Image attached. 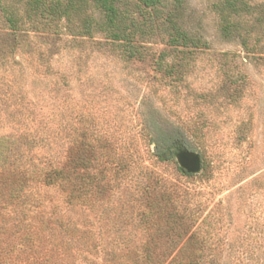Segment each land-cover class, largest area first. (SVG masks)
<instances>
[{
  "label": "rangeland",
  "instance_id": "rangeland-1",
  "mask_svg": "<svg viewBox=\"0 0 264 264\" xmlns=\"http://www.w3.org/2000/svg\"><path fill=\"white\" fill-rule=\"evenodd\" d=\"M150 1L117 3L146 28L133 56L83 30L92 0L39 29L3 0L23 25L0 6V264H264V0L230 35L223 0ZM170 16L197 48L168 45Z\"/></svg>",
  "mask_w": 264,
  "mask_h": 264
},
{
  "label": "trees",
  "instance_id": "trees-1",
  "mask_svg": "<svg viewBox=\"0 0 264 264\" xmlns=\"http://www.w3.org/2000/svg\"><path fill=\"white\" fill-rule=\"evenodd\" d=\"M120 1L121 0H92L95 8L100 10L107 19L105 24L102 25L93 17H86L83 21V30L88 33L91 32L93 28H98V30L100 28V30L110 34L114 40L121 42L127 50H130H128L129 52H132L133 56H136V54H141V51L140 48L134 44V39L138 34L140 36L144 35L146 33V28L144 25H136L133 20H130L128 14L120 12L117 9V3ZM138 1L143 7H150L153 5V2L150 0ZM88 4V0H25V13L27 20L33 24V28L39 29L41 27L51 26V22L56 20H66L67 22H70L75 15L84 13ZM0 6L5 15L7 26L12 30L14 35L18 34V32L21 31L23 24L21 18L16 13V10L6 6L3 0H0ZM222 6L221 14L223 15L222 17L224 23L223 31L226 35H230L232 34V31L236 32L238 29L235 27L236 25L232 26L233 22H231V17L239 15L241 12L247 10L248 6L243 3L242 0H223ZM143 17L147 18L144 14ZM169 20V24L173 29V35L171 36L168 45L171 47H182L187 49L197 48L196 46H199V42L197 43L194 39H190L184 31H181L179 26L173 22V18L171 16ZM260 22L264 23V18H262ZM243 40L244 47L247 49V39L244 38ZM160 69L162 70V66ZM167 70L168 73H171L173 68L171 67ZM160 140L157 142L158 145L161 144ZM166 143H168V141H166ZM169 146L166 151H164L163 148L158 149L157 156L161 160L174 159L173 154L168 155L167 153V151L172 150V146ZM58 173V170H54L46 176L48 184L52 183L54 179L61 178L65 180L67 178L63 176L64 174L62 177H59L61 174ZM188 175L194 176L192 174ZM182 262L184 261H170L167 264H182ZM186 264L202 263L199 261H189Z\"/></svg>",
  "mask_w": 264,
  "mask_h": 264
},
{
  "label": "water",
  "instance_id": "water-1",
  "mask_svg": "<svg viewBox=\"0 0 264 264\" xmlns=\"http://www.w3.org/2000/svg\"><path fill=\"white\" fill-rule=\"evenodd\" d=\"M174 153L183 171L188 174H197L200 172L202 161L198 154L192 153L183 147L175 149Z\"/></svg>",
  "mask_w": 264,
  "mask_h": 264
}]
</instances>
